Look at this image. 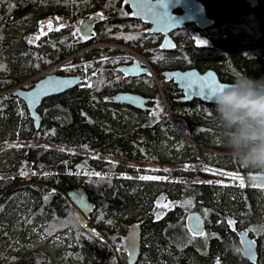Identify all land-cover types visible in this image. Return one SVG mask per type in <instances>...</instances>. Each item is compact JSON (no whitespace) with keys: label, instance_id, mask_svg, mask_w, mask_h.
Here are the masks:
<instances>
[{"label":"trees","instance_id":"16d2710c","mask_svg":"<svg viewBox=\"0 0 264 264\" xmlns=\"http://www.w3.org/2000/svg\"><path fill=\"white\" fill-rule=\"evenodd\" d=\"M200 1L215 22L205 32L208 43L181 36L175 51H139L153 58L148 62L161 81L165 102L151 74L133 78L117 70L126 59L120 50L80 53L96 42L148 36L130 17L124 0H0V174L42 168L136 173L129 162H203L226 171L258 173L242 166L226 148L214 105L178 101L179 89L161 72L214 69L229 83L240 74L264 77V0L255 6L245 0ZM100 9L106 20L89 41L73 27L37 44L31 41L43 19L65 15L79 20ZM72 55L76 68L71 72L90 74L92 86L46 99L37 129L25 103L10 91ZM132 89L154 98L155 110L115 101L119 92ZM152 174L200 175L182 169ZM19 178L23 187L15 186ZM75 188H83L95 203L88 221H80L69 199ZM164 199L177 205L158 211ZM191 211L206 219L201 236L188 229ZM139 225L142 248L136 264H264V188L69 173L0 179V264H129L126 238ZM241 233L257 243L256 262L244 256Z\"/></svg>","mask_w":264,"mask_h":264},{"label":"water","instance_id":"95a60500","mask_svg":"<svg viewBox=\"0 0 264 264\" xmlns=\"http://www.w3.org/2000/svg\"><path fill=\"white\" fill-rule=\"evenodd\" d=\"M251 6H255L258 0H245ZM132 10V16L135 19L143 20L151 24L149 32L162 33L165 40L162 48L174 50L176 45L173 42L170 32L182 29L186 24L195 23L201 30H208L214 26V19L208 14L206 7L200 0H169V6L166 9H158L160 0H126ZM182 9V14L175 13V10ZM95 22L86 21L80 26V34L85 38H90L94 33ZM143 66L139 61L126 67L125 71L130 75L153 74L152 69L146 63ZM166 79L174 81L179 89L183 91L181 101L190 102L198 99L204 103H212L211 88L227 84L220 79L214 69L201 72L196 68L188 70H166L162 72ZM82 79L76 75H62L59 73L48 74L38 79L33 87L24 88L21 85L11 90L14 96L20 98L26 105L30 117L33 119L37 129L41 125V114L39 109L44 101L52 96L60 95L68 90L80 86ZM159 86V85H158ZM159 90H161L159 88ZM162 98L164 99L163 95ZM115 101L118 103L133 106L140 110L151 111L153 106H149L148 99L137 93L122 92L116 95ZM70 201L77 209V215L80 221H88L89 216L95 209V203L91 200L89 194L83 188L72 189L69 193ZM189 231L197 236H201L206 231V219L198 211H191L186 217ZM198 224V227H197ZM241 241L244 247V256L256 262L258 259L257 243L246 233H241ZM142 248V228L137 226L128 233L125 249L128 255L129 264H136L139 260Z\"/></svg>","mask_w":264,"mask_h":264},{"label":"clouds","instance_id":"9594fccd","mask_svg":"<svg viewBox=\"0 0 264 264\" xmlns=\"http://www.w3.org/2000/svg\"><path fill=\"white\" fill-rule=\"evenodd\" d=\"M212 103L226 148L264 177V77L237 75L217 88Z\"/></svg>","mask_w":264,"mask_h":264},{"label":"rangeland","instance_id":"374dc122","mask_svg":"<svg viewBox=\"0 0 264 264\" xmlns=\"http://www.w3.org/2000/svg\"><path fill=\"white\" fill-rule=\"evenodd\" d=\"M100 13H103V11ZM103 15H100V16H103ZM63 18H69L70 20H69V23L67 24V26L63 27L62 29H66L68 27H73L74 29H77V25H78L77 23L81 22V20H77V19L70 18L67 16H62V15H56V16L50 17L48 19L59 20L60 23H57L55 26V27H58L60 25L65 24L62 22ZM66 20L67 19H65V21ZM40 25H41V23H40ZM52 32H54V31H52ZM52 32H50L48 35H43L39 29L37 32L31 34V36H32L31 41L34 44H37L42 38L48 37L50 34H52ZM108 43L115 44L116 42L105 41L102 44H108ZM206 43H208L207 40H206ZM125 46L128 47L129 49L134 50L147 63H149L148 61L153 60V58L151 56L146 57V56L142 55L137 49L133 48L132 46H130V45H125ZM120 51H121L120 56H124V57H127L128 59H133V60L137 59L140 61L139 57L136 56V54H134L130 51L124 50V49H120ZM144 53H146V52H144ZM74 56H76V55H72L70 57L65 58L63 61L58 62V63L62 64L61 69L64 71L63 75H73L71 70L74 67L76 68V65L71 63V58H73ZM148 58L150 60H148ZM58 63H56V64H58ZM56 64H54V65H56ZM90 64H92V62H90ZM54 65H51V66L43 69L40 73H38L35 77L30 79L28 82L30 83V82H33L34 80H37L36 78L38 75L42 74L45 71H49V69ZM83 66L86 67V64H84ZM85 71H86L85 74H87V69H85ZM83 78L84 79L90 78V80L88 81L89 84L93 83L90 74L84 75ZM28 82L23 84V85H25L24 88H26V86L28 87V85H29ZM158 82H159V85L161 86V81L158 80ZM160 89H161V87H160ZM160 94H161V96L163 95L162 90H161ZM45 145L48 147L49 146L58 147L57 145H54L53 143H45ZM58 148H60V147H58ZM69 151L70 152H79V151L73 150V149H70ZM82 154L88 155L87 153H82ZM104 159L112 160L114 162H120V160H116V159H110V158H104ZM129 164L137 170L136 173L120 174V173H113V172L82 171L81 169L68 170V169H56V168H42V169L32 171L31 173H26L25 171H17V172H9V173H5V174H0V179L14 178V177H18V176L19 177H26L28 175H47V174H55V173H69V174L85 175L88 177H93V176L130 177V178H137V179H145V177H150V179H157V180H162V181L171 180V181H180V182H187V183L209 182V183H213V184L231 185V186H236V187H260V188H264V177H262L259 173H238V172L226 171L223 169H217V168H215L211 165H208V164H204L203 162H198L195 164L187 163V164L179 165V166H175V165L159 166L156 164L145 163V162H136V163H130L129 162ZM174 169L193 171V172L199 173L200 175L197 177L187 178V177H176V176H172L170 174H168V175L152 174V173L160 172V171L164 172V173L165 172L170 173ZM145 170L150 171V173L142 172ZM22 184H23V181H21V179L19 178V181H17L15 186L23 187L24 185H22ZM15 186H14L13 190L15 189ZM176 205H177V202L164 199V200H162V202L158 206L157 210L160 211L162 209H171ZM75 210L77 213L76 207H75ZM127 260H128V255H127Z\"/></svg>","mask_w":264,"mask_h":264},{"label":"flooded vegetation","instance_id":"af4514ba","mask_svg":"<svg viewBox=\"0 0 264 264\" xmlns=\"http://www.w3.org/2000/svg\"><path fill=\"white\" fill-rule=\"evenodd\" d=\"M202 2V1H201ZM124 4L125 5H127L128 7H129V9H130V17L132 18V19H134L135 21H139L138 23H139V27H141V28H143L144 29V32H145V34H148V36H146V37H141L139 40L140 41H126L124 38H117V42L115 43V44H113V43H108V44H102L103 42H96V43H93V44H91V45H89V46H87L86 48H84V49H82L81 51H80V53H82V52H84V51H86V50H88V49H95V48H109V49H111V48H115V49H118V50H120L121 48H123V47H126L125 45V43H129V45H134L135 47H137L138 49V51H143V52H148V53H154V52H158V51H175L176 49H177V46H178V44H179V37H181V36H187V37H191L192 39L193 38H198V42L201 44H204V43H206V34H205V32H206V30H201V29H199L197 26H196V24L195 23H190V24H186V26L184 27V28H182V29H177V30H174V31H172V32H170V36L172 37V39H173V42L175 43V45H176V47H175V49L174 50H168V49H164V48H162V45H163V43H164V40H165V35L164 34H162V33H151V32H149V30H150V28H151V24H149V23H147V22H145V21H143V20H140V19H135L133 16H132V10H131V8H130V5L129 4H127L126 3V0H124ZM103 10H98V12L97 13H95V14H92L91 16H90V18H87V17H82L81 19H79V20H81V22H79L78 23V25H77V30H78V32H79V34H80V31H79V29H80V26H81V24L82 23H84V22H86V21H93V22H95V27H94V33H93V35L90 37V38H85V37H83L81 34H80V36L83 38V40L86 42V41H89V40H91V39H93L94 38V36H95V34H96V32H97V25L99 24V23H101V22H104L105 20H106V15H105V13L103 12V13H100V12H102ZM184 11L182 10V9H178V10H175V13H178V14H182ZM103 15V16H100V15ZM62 16H65V15H62ZM67 17H70V18H72L71 16H67ZM133 24H137V23H134L133 22ZM138 25V24H137ZM202 41V42H201ZM128 48V47H127ZM134 48V47H133ZM130 50H132V49H130ZM132 51H134V50H132ZM121 57H124V56H121ZM126 58V59H125ZM124 62L123 63H121V64H119L118 65V67H117V70L119 71V72H121L122 74H124L125 76H127V77H133V78H136V77H139V76H143V75H147V74H142V75H136V76H134V75H130L128 72H126L125 71V69H126V67H128V66H130V65H132L135 61H139V60H137V59H135V60H133V59H128L127 57H124ZM140 63H141V65L143 66L144 64H142V62L141 61H139ZM150 65V64H149ZM151 66V65H150ZM152 68V67H151ZM193 69V68H196V69H198L199 71H201V72H205L206 70H200L199 68H197V67H188V68H175V69H172V70H188V69ZM153 69V68H152ZM207 70H209V69H207ZM154 71V70H153ZM84 72H86V71H84ZM164 72V71H163ZM154 73H155V71H154ZM152 75V74H151ZM76 76H80L81 77V79H82V83H81V85L82 86H85V84L83 83V77L81 76V75H79V74H77ZM152 76H154V75H152ZM161 76H163V74H162V72H161ZM155 77L158 79V77H157V75H156V73H155ZM164 77V80L165 81H172V80H168V79H166L165 78V76H163ZM159 80V79H158ZM173 83H174V81H172ZM156 84H157V87H158V89L160 88V85H159V82L157 81L156 82ZM175 84V83H174ZM159 85V86H158ZM176 86H177V88L179 89V87H178V85L177 84H175ZM123 92H132V93H137V94H139V95H141L142 97H144V98H146V99H148L149 100V102L147 103L149 106H153L154 107V109L153 110H151V111H154L155 110V107H156V102H155V99L154 98H151V97H147V96H145V95H142L138 90H136V89H132V90H129V91H123ZM119 93H122V92H119ZM118 93V94H119ZM117 94V95H118ZM179 99H178V101H180V102H185V101H181L180 99L183 97V91L182 90H180L179 89ZM116 97V96H115ZM194 100H198V99H194ZM193 101V100H192ZM145 111H148V110H145ZM150 112V111H149Z\"/></svg>","mask_w":264,"mask_h":264},{"label":"built area","instance_id":"2783aa9c","mask_svg":"<svg viewBox=\"0 0 264 264\" xmlns=\"http://www.w3.org/2000/svg\"><path fill=\"white\" fill-rule=\"evenodd\" d=\"M65 19H67L66 21H65ZM69 18H63L62 19V22L63 23H65V24H63V25H60V26H58V27H55L56 26V24L57 23H60V21L59 20H53V19H43V20H41L40 21V23H41V27H40V32L43 34V35H48L50 32H52V31H60L63 27H66L67 26V24L69 23ZM49 23H53V25H54V30H52V31H50V32H48V31H46V29L48 28V25H49ZM61 68V63L60 64H58V65H56V66H54V67H52L51 69H49V71H45V72H43L42 74H49V73H55V72H57V70H59ZM41 74V75H42ZM40 75V76H41ZM90 79H84V83H86L87 85H91V84H89V81Z\"/></svg>","mask_w":264,"mask_h":264},{"label":"snow or ice","instance_id":"6c2138e0","mask_svg":"<svg viewBox=\"0 0 264 264\" xmlns=\"http://www.w3.org/2000/svg\"><path fill=\"white\" fill-rule=\"evenodd\" d=\"M168 6H169V0H160V3L157 5V8L163 10V9H166ZM218 87L220 86H216L210 89L211 95L214 94V92L217 90ZM145 179H150V177H145ZM197 227H198V224H197Z\"/></svg>","mask_w":264,"mask_h":264},{"label":"bare ground","instance_id":"6f19581e","mask_svg":"<svg viewBox=\"0 0 264 264\" xmlns=\"http://www.w3.org/2000/svg\"><path fill=\"white\" fill-rule=\"evenodd\" d=\"M52 30H54V25H53V23H49V25H48V28L46 29V31H48V32H50V31H52ZM136 56H138L139 57V59H140V61H143L144 63H147L140 55H137L136 54ZM148 64V63H147ZM54 73V72H53ZM29 83V82H28Z\"/></svg>","mask_w":264,"mask_h":264}]
</instances>
